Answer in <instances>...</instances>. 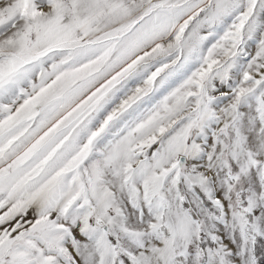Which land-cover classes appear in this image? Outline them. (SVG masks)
<instances>
[{
    "label": "snow or ice",
    "instance_id": "1",
    "mask_svg": "<svg viewBox=\"0 0 264 264\" xmlns=\"http://www.w3.org/2000/svg\"><path fill=\"white\" fill-rule=\"evenodd\" d=\"M0 264H264V0H0Z\"/></svg>",
    "mask_w": 264,
    "mask_h": 264
}]
</instances>
